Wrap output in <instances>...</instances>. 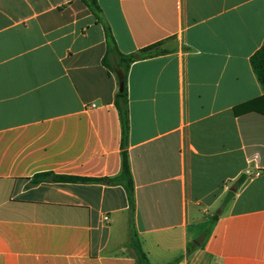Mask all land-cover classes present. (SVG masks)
<instances>
[{
  "label": "crops",
  "instance_id": "crops-1",
  "mask_svg": "<svg viewBox=\"0 0 264 264\" xmlns=\"http://www.w3.org/2000/svg\"><path fill=\"white\" fill-rule=\"evenodd\" d=\"M98 4L0 0V264H137L132 230L151 264H264V114L235 113L264 97V0ZM107 27L124 55L162 43L128 73L132 207L120 184L35 182L122 172Z\"/></svg>",
  "mask_w": 264,
  "mask_h": 264
},
{
  "label": "trees",
  "instance_id": "trees-1",
  "mask_svg": "<svg viewBox=\"0 0 264 264\" xmlns=\"http://www.w3.org/2000/svg\"><path fill=\"white\" fill-rule=\"evenodd\" d=\"M89 10L97 17L98 22H100V7L98 4V0H82ZM106 36H107V44L108 50L107 54L103 60L104 64L111 68L117 78L119 84V92L115 98V106L119 112L120 121L122 125V134H123V168L122 172L119 177L114 179H101V180H89L83 178H76V177H66V176H58L52 173H47L38 176L35 179V182L40 181H50V182H107L110 184H120L122 185L128 195L129 201L131 203V207L133 205V180L131 176V171L129 167L128 157H127V144L129 140V133H130V119H129V99H128V73L130 66L140 60H144L150 57H154L157 55H161L163 52L159 51L158 48L162 45V43L155 44L153 46L146 47L141 49L137 53L124 55L122 54L117 47L115 39L111 33V30L107 27ZM115 56L117 58V65L115 68L111 66V57ZM251 65L253 71L264 89V46H262L252 57H251ZM264 97L247 102L243 105H240L235 108V113L237 116L241 114H246L250 112H259L264 114ZM244 180V176H242L238 183L241 184ZM229 198L225 200L228 202ZM217 219V216L211 219V223ZM129 249L133 257L135 258L137 264H151L147 258V255L142 249V246L138 240L137 234L132 230L131 232V241L129 244ZM193 248L190 247L188 249V254L192 252Z\"/></svg>",
  "mask_w": 264,
  "mask_h": 264
},
{
  "label": "rangeland",
  "instance_id": "rangeland-1",
  "mask_svg": "<svg viewBox=\"0 0 264 264\" xmlns=\"http://www.w3.org/2000/svg\"><path fill=\"white\" fill-rule=\"evenodd\" d=\"M114 67H116V65H115ZM219 211H220V210L218 209V210L216 211V213L218 214V213H219Z\"/></svg>",
  "mask_w": 264,
  "mask_h": 264
}]
</instances>
